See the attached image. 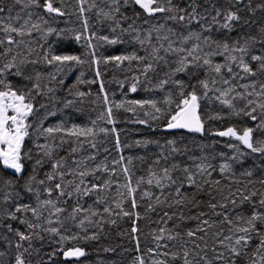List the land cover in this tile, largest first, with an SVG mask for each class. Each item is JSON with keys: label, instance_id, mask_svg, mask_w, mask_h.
<instances>
[{"label": "trees", "instance_id": "trees-1", "mask_svg": "<svg viewBox=\"0 0 264 264\" xmlns=\"http://www.w3.org/2000/svg\"><path fill=\"white\" fill-rule=\"evenodd\" d=\"M39 2L41 6L36 7L28 5L27 0H22L19 5L14 0H0V6L5 8L0 18L5 22L17 27L25 20L29 25H39L38 29H31V35L16 37L22 39V43L8 45L5 41L0 47V53L12 49L6 57L0 56V67L15 56L22 73H6L3 78L18 94L24 92L26 102L34 105L33 113L26 120L29 136L25 137L21 150L22 156L28 157L23 160V173L18 175L0 164V253L3 254L0 255V264H15L17 255L22 256L25 264H137V257L143 258L145 264L157 260L184 264L185 250L189 251L193 264H203L196 256L200 249L195 244L201 248L206 244L207 258L213 260V264H223L213 259V248L230 257V253L220 247L219 239L229 235L235 238V229L246 227V220L253 212L264 214V207L259 203L264 198V153L252 152L232 137L215 135L229 127L236 129L238 134H242L245 128H252L254 142H264L261 110L257 108L253 113L257 116L255 121L245 114L255 106H249L247 100L259 103L261 99L255 94L246 99L237 95L245 93V85L251 92V85L255 84L258 92L260 85L264 84L261 61L252 60L253 56L264 57V0H241L239 3L235 0H173V5L187 10L179 13L186 17L192 12L190 5L195 3L197 19L191 21L168 19L169 15H177L175 11L149 16L131 3L126 6L122 3L120 11L116 12L112 0H84L83 13L80 0H52L53 7L64 13L60 16L44 10L45 0ZM217 10L236 12L239 20L232 22L230 29H225L221 26L226 22L222 15L217 21L212 20ZM103 13H110L113 18H105ZM129 25H133V29H129ZM49 29L53 31L49 33ZM193 33L199 35L200 40L193 36L185 43L183 37ZM77 35L80 40L75 39ZM137 36L145 41L144 44ZM101 37L116 39L117 43L109 44ZM0 38H4L3 32H0ZM89 42L93 47H89ZM225 43L229 45L227 52L223 47ZM169 44L173 49L184 48L186 51H172ZM197 44L199 48L193 55L198 59L189 57L187 70L175 72L187 50ZM153 47L159 50L156 58H153ZM241 47L246 51L232 50ZM92 52L95 56L91 55ZM133 54L144 59L123 63L111 59L116 55ZM52 55H74L84 62L77 64L73 61L59 66L48 64L45 57L50 59ZM233 56L235 61L231 59ZM241 57L253 69L254 75L243 72ZM204 59L212 62L211 67L203 64ZM94 60L100 63H93ZM148 63L153 67L145 76L142 71ZM217 64L224 65L219 74L213 70ZM58 67L62 70H57ZM162 80L168 83L160 87ZM200 81L209 83L206 96ZM176 82H182L185 95L195 90L201 97L199 114L204 124L203 133L165 130L181 101V88ZM37 84L38 89L34 87ZM133 84L137 86L136 92L131 91ZM230 88L234 91L227 98L232 100V108L217 99L222 91ZM81 92L83 96L79 95ZM131 101L154 102L161 112H155L147 104L138 107ZM116 104L124 106L117 109ZM108 107L112 108L113 123L107 122ZM154 116L159 118L154 119ZM74 127L92 128L95 135L87 138L67 135V131ZM47 128H61V131L48 134L44 131ZM102 128L106 131L101 132ZM92 144L96 147L93 148ZM41 145L47 147L41 148ZM92 156L95 159H90ZM38 160L42 163L37 164ZM57 162L62 167L53 169L52 165ZM200 164L210 166L206 173L199 172L197 165ZM224 164L229 167L222 173L220 167ZM97 166L100 171H96ZM105 167L108 171L103 170ZM125 167L127 175L123 171ZM166 168L175 184L162 179L163 190L156 185L155 179L148 184L153 174L156 178L163 177ZM185 168L194 175L195 184L191 187ZM80 171L90 174L81 177L78 175ZM60 172L64 173L63 180ZM248 172L252 174L247 175ZM47 175L56 178L49 181ZM42 180L43 184L40 183ZM81 180L85 182L80 185L82 189L93 184L108 183L110 186L101 193L84 196L74 191ZM56 183H61L71 195L59 196L54 189ZM129 183L136 189L131 195L124 187ZM29 187L31 191H28ZM178 187L179 196L175 191ZM47 188L54 189L51 197L45 191ZM144 192L150 197L141 198ZM253 192L257 195L252 196ZM36 193H39V199ZM244 195L251 196V200H243ZM98 198L100 203L96 202ZM47 199L55 201L57 207L66 211L54 214L55 210L50 206H41L40 202ZM133 199L135 208L132 207ZM181 199L183 203H176ZM116 203L132 215L124 216L115 208ZM209 204H216V209H211ZM25 205L40 208V219L31 211H15L16 207ZM77 206L83 210L73 220L70 214ZM105 207L113 210L112 215L104 213ZM93 211L98 215L92 216ZM12 214L16 219L10 218ZM225 216L231 224L225 221ZM81 219L85 220L83 227L79 224ZM202 220H208L211 225H201L208 229L207 233L198 232L195 238H189L186 233L195 231ZM29 223L39 227L30 229L27 227ZM51 227L58 229L57 235L47 231ZM133 227L137 228L136 233L131 231ZM257 227L264 232V225L260 222ZM161 229L165 239L157 241L155 237ZM17 230L30 235L31 241H20ZM169 233L175 239L168 240ZM92 236L96 238H88ZM18 243L22 245L19 249L16 247ZM257 244L258 238L253 234L251 244L244 249L247 255L232 259L236 264H250ZM75 248L82 249L85 255L67 259L64 252Z\"/></svg>", "mask_w": 264, "mask_h": 264}, {"label": "snow or ice", "instance_id": "snow-or-ice-1", "mask_svg": "<svg viewBox=\"0 0 264 264\" xmlns=\"http://www.w3.org/2000/svg\"><path fill=\"white\" fill-rule=\"evenodd\" d=\"M14 2L16 4H21L22 0H14ZM236 3L241 2V0H235ZM81 3V7H80V11L81 13H83L85 11L84 7H83V3L84 0H80ZM123 3V5H128L129 3L138 6L140 9L143 10L144 13H146L149 16H155L157 13H173V11H175L177 13V15H169L168 19H172V20H179V21H185L186 19L188 20H196L197 19V14H196V6L195 3L193 2L191 6L192 8V12L186 17L183 14H179V13H183L186 12L187 10L185 8L182 7H177L175 5H173V0H112V4L115 5V11L119 12L120 11V6ZM27 4L28 5H34L36 7H40V2L39 0H27ZM44 10L48 13H54L56 15H64V13L58 9V8H54L53 4H52V0H45V3L43 5ZM11 11V10H9ZM5 12V8L3 6H0V13H4ZM103 15L105 16V18H109L112 19L113 17H111L110 13H103ZM223 16L224 21H226L225 23H223L221 26L225 29H230L231 27V23L234 21H238L239 20V16L237 15L236 12H232V11H227L226 13H221L219 10H217L216 16L212 17V20L215 22L217 21V17L219 16ZM127 18V17H125ZM17 20H19V17H17ZM197 22H199L197 20ZM118 26V25H117ZM85 27H87V22L85 21ZM39 28L38 24H31L29 25V22L27 20H25L23 22V24H21L19 27L15 26L13 23L10 22H5L2 18H0V32L4 33V38H0V47H3L5 44V41L7 42L8 45H12V44H20L22 43V39L21 40H17L16 37H21L23 38L25 35H31V29ZM129 29H133V25H129ZM115 29H113L114 31ZM206 30H210V29H206ZM51 29H49V33H51ZM195 37L196 40H200V36L193 33L190 36H186L183 37L185 43H187V41L189 39H192V37ZM76 40H80L81 37L79 35H77L75 37ZM101 39L106 40L109 44H116L117 40L116 39H109L108 37H101ZM137 39L139 40V42L141 44H144V40H140L139 36H137ZM148 39L149 41L151 40V33L148 34ZM165 39H167V37H165ZM89 47H93L91 45V42H89ZM224 50L227 52L229 50V45L227 43H225L223 45ZM169 49H172V51H180V52H184L186 51L184 48H180V49H173L172 45L169 44L168 45ZM199 48V45H194L190 50H187V55L182 57L179 61V66L175 69V72L179 73V72H185L190 64L189 61V57L192 58V60H197L198 57L194 56L193 54L197 52V49ZM233 51L239 50L240 52H245L246 49L241 47L239 49L233 48ZM12 51L11 48H8L6 52L0 53V56H4L6 57L8 55V53H10ZM153 51V58H156V55H158V49H156L155 47H153L152 49ZM167 51V50H166ZM92 56H95V52L91 53ZM45 59L47 60L48 64H57L59 65H64L70 62H76L77 64L83 63L84 61L81 60L80 57L78 56H74V55H52L50 57V59L48 57H45ZM113 61L116 62H120L123 63L124 61H142L144 58L140 57L138 55H116L114 57L111 58ZM162 59V57H161ZM231 59L233 61L236 60V57L233 56L231 57ZM252 60L254 61H261L260 64V70L264 71V57L261 56H253ZM33 63H35V61H32ZM107 62V61H106ZM93 63L99 64L100 61L99 60H94ZM203 64L204 65H208L211 67L212 62L209 59H204L203 60ZM152 64L148 63L145 68L142 71L143 75H147V73L149 71L152 70ZM224 67V65H220L217 64L214 67V71L219 74L222 70V68ZM240 67L242 68L244 73H247L249 75H254L255 73L253 72V69L251 67H249V65H247L246 63H244L243 58H240ZM16 69V71L13 73L12 70ZM57 70H62L58 67ZM228 71L231 72L232 69L231 67H228ZM6 73L9 74H15V75H22L20 69L18 68L17 64H16V57L12 56L10 60H8L6 63L3 64L2 67H0V164L3 165V167L5 169H11L14 171V173L16 174H21L24 171V164H23V160L27 159V156H22L21 154V150H22V146H23V141L25 139V137L29 136V132H28V127L29 125L26 123L27 118L33 113L34 111V105L33 103L26 102L27 100V96L24 92H20L18 94L17 90H13L11 84L9 82H7L3 77L5 76ZM99 72H97V76H99ZM54 78V77H53ZM168 81L167 80H162L160 82V87H163V85L167 84ZM180 88H181V101L177 104L176 106V110L175 113L171 115L170 119L168 120L167 123V128L168 129H186L190 132H199V133H203L204 131V124L203 121L201 120V116L199 114V101L201 99V97L197 94V92L195 90L189 92L187 95L184 94L183 92V84L182 82H176ZM225 83H228L227 80H225ZM200 85L201 87L205 90L204 95H207V91L209 90V83L207 81H200ZM35 88H39V85H35ZM245 93L244 94H240L238 93L237 95L241 98V99H246V97L252 96L253 94H255L256 96H258L261 99V102L256 103L253 100H247V104L249 106L251 105H255L251 107L250 111H246L245 114L250 116L252 118V120H257V116L253 115V113H255L257 111V108H259L261 110V118L264 119V84H261L259 87V91L256 92V85L253 84L251 85L253 91L249 92L247 91L248 86L245 85ZM101 90L103 91V85H101ZM131 91L132 92H136L137 91V86L136 84H133L131 87ZM234 89L230 88L228 90L222 91L221 92V96L217 97V99L219 100V102L221 104H224L226 106H228L229 108H232L233 102L231 99H228L227 97L229 96V94L231 92H233ZM28 96L31 95V93L27 94ZM80 96H83L84 93H79ZM223 97V98H222ZM233 99H235V97H233ZM104 101L107 104L108 103V97L105 95L104 97ZM133 105H136L138 107L143 108L146 104L148 106H150L151 108H153L155 110V112L159 113L161 112V109L158 108L156 106V104L154 102L151 101H144V102H139V101H131L130 102ZM124 105L123 104H116L115 107L117 109L122 108ZM128 110H133V109H128ZM9 112H11L12 114L9 115ZM145 115H148V113H145ZM101 119H104L103 116L100 117ZM154 119H158L159 117H153ZM107 122L108 123H113V118H112V108L108 107L107 108ZM141 123H146L145 121H141ZM261 127H264V123H262ZM44 131H46L48 134H52L53 132H58L61 131V128H47L44 129ZM101 132H105L106 129H100ZM112 131H115V129H113ZM253 131L254 129L252 128H245L242 132V134H238L237 130L229 127L227 128V130L225 131H218L215 133V135L221 136V137H232L234 139H236L237 141H239L243 146L247 147L248 149H250L252 152H256V153H264V142H254L253 140ZM67 135L69 136H76L77 138L80 137H91L94 136L95 133L93 131L92 128H72L70 130L67 131ZM117 145H119V141L117 140ZM41 148H46V145H41ZM92 147L95 148L96 145L92 144ZM176 149L174 148L173 151H175ZM73 153L75 152V149L72 150ZM45 155H50V152H45ZM90 159H95L94 156L90 157ZM121 160H123V157H121ZM130 162V161H129ZM42 163L41 161H37V164ZM74 163H76L74 161ZM118 163V162H117ZM158 163V161H157ZM53 169H58L60 167H62V165L60 164V162H57L56 164L52 165ZM208 167H210L209 165H204V164H200L197 165V168L199 170L200 173H206L208 170ZM228 165L224 164L221 165L220 167V171L223 173L225 171L228 170ZM100 167L97 166L96 171H100ZM104 171H108V169L105 167L103 169ZM124 173L127 175L128 173V169L125 167L123 169ZM185 173H189L188 168L184 169ZM89 172L86 171H80L78 173L79 176L84 177L89 175ZM113 175L115 174L114 171L112 173ZM251 172H248L247 175H251ZM60 179L63 180L64 177V173L60 172L59 173ZM56 177L55 175H47V180L51 181L54 180ZM32 179H35V177H32ZM153 179H155V183L158 187L161 188V190H163L164 185L161 183L162 179H166L171 181L173 184H175V180H173V178L171 177V175L169 174V170L166 168L164 169V176L161 178H156L155 174H153V177L150 178L147 182L149 185H151L153 183ZM187 181L189 182V186H193L195 184V180H194V175L193 174H187L186 176ZM41 184L44 183V181H40ZM85 182L84 180H81L79 182V184L75 185L74 187V191L78 194H83L84 196L90 195L93 192L96 193H101L103 191H105L106 189L109 188V184L105 183L103 185L97 186L95 184L91 185L90 187L86 186L83 189L80 187V185H83ZM139 183V182H138ZM124 187L127 189V192L129 195L133 194L136 189L131 187L130 183L124 185ZM54 189L58 192L59 196H65V195H71V193H67L64 189V186L61 183H56L54 186ZM53 188H47L45 189V191L47 192V195L49 197L52 196L53 193ZM28 191H31V187L28 188ZM176 194L177 196L180 195V188H176ZM37 195V199H39V193H36ZM121 195L123 196V193H121ZM257 195V193L253 192L252 196ZM150 197V194L148 192H144L143 193V197ZM7 199V197L5 198ZM159 199V198H157ZM243 200L245 201H249L251 200V196L248 195H244L242 197ZM97 203H100L101 200L98 198ZM41 206H50L52 209L55 210L54 214H59L63 211H66V209H62L56 206V202L51 200V199H47V200H43L40 202ZM176 203L180 204L183 203V200H177ZM232 203H235V201H232ZM260 205L262 207H264V198H262L259 201ZM222 207H224V205H221ZM132 207L135 208L136 207V201L135 199L132 200ZM209 207L213 210L216 209L217 205L216 204H209ZM116 209H119L120 212L124 215V216H129L132 215V213L125 211L122 207L120 203H116L115 205ZM82 207L77 206L74 207L72 209L71 212V218L73 220L76 219V214L80 213L82 211ZM16 212H27V211H31L32 215L34 217H36L38 220L40 219L41 216V211L40 208H31L27 205L23 206V207H16L15 209ZM104 213H107L108 215H112L113 210L109 207H105L103 209ZM92 216H96L98 215V213L96 211H93ZM218 214V213H217ZM167 215V214H166ZM201 215H203V213H201ZM219 215V214H218ZM11 219H16V216L14 214H12L10 216ZM183 218V217H181ZM169 219H171V216H169ZM225 221H227L229 224H231L232 222L229 220V218L227 216L224 217ZM22 223H26L25 221H21ZM257 222H260L262 225H264V214H260L258 212H253V214L246 220V227H237L235 229V238H233L232 235L229 236H224L222 239H219V245L222 248H225L227 250L228 253H230V257H226L225 256V252L223 251H217L215 248L212 249V251L215 253L214 255V260L215 261H222L223 264H236V260L232 259V257H241L242 255H247L246 252H244V249L248 248L249 245L251 244V241L253 239V234H255V237L258 238V244L255 245V251L252 254V256L250 257V264H264V232H261L260 229L257 227ZM48 223L51 224L52 220L49 219ZM85 223L84 219H81L79 221V224L81 227H83ZM112 223L114 224L115 221H112ZM201 225H208L209 227L211 226L209 224L208 220H202L200 224L197 225V228L195 231L193 230H189L186 234L189 238H195L197 236L198 232H204L207 233L208 229L205 227H202ZM27 227L30 229H35L37 227H39V225L37 224H27ZM9 230L11 231V226H9ZM47 231L51 232L54 235L58 234V229L55 227H51L48 228ZM131 231L133 233L137 232V228L133 227L131 229ZM242 233V234H240ZM16 235L19 237L20 241H31L32 237L30 235H25L24 233L20 232V231H16ZM217 236L219 237L220 234L217 233ZM75 238V237H74ZM90 239H95V236L92 237H88ZM168 240H172L175 239V237L169 233L166 237ZM61 239H66V237L61 236ZM155 239L157 241H160L162 239H165V235H164V230L161 229L160 230V234L158 236L155 237ZM200 239H203V237H200ZM227 241V243H226ZM166 246V245H165ZM196 248H199L200 251L198 253H196V256L199 258V261H203V264H213V260H209L207 258V245L205 244V247L201 248L199 244H195L194 245ZM16 247L19 249L22 247L21 244H17ZM157 247H160L159 244H157ZM139 250V249H137ZM25 251H27V249H25ZM151 251V250H150ZM0 255H3L2 253H0ZM65 257L71 258V257H75V258H79L85 255V252L80 249V248H75L74 250H68L64 252ZM165 255H167V253H165ZM189 251L185 250L183 253V258H184V264H193V261L189 259ZM173 258H175V256H173ZM15 264H25L24 259L22 258L21 255H17L15 257ZM137 264H145L143 258L141 257H137ZM153 264H167L166 261L164 260H157L154 261Z\"/></svg>", "mask_w": 264, "mask_h": 264}, {"label": "water", "instance_id": "water-1", "mask_svg": "<svg viewBox=\"0 0 264 264\" xmlns=\"http://www.w3.org/2000/svg\"><path fill=\"white\" fill-rule=\"evenodd\" d=\"M142 10V9H141ZM166 131H184V132H187V133H197V134H200L199 132H190L186 129H168L167 127L165 128ZM245 147V146H244ZM11 170V169H10ZM12 172H14L13 170H11ZM67 259H71V258H74V257H71V258H68L66 257Z\"/></svg>", "mask_w": 264, "mask_h": 264}]
</instances>
